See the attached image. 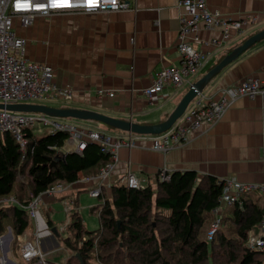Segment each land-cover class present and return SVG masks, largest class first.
I'll return each mask as SVG.
<instances>
[{
    "label": "crops",
    "instance_id": "0c3cea01",
    "mask_svg": "<svg viewBox=\"0 0 264 264\" xmlns=\"http://www.w3.org/2000/svg\"><path fill=\"white\" fill-rule=\"evenodd\" d=\"M125 1L129 8L118 12L57 14L39 18L26 29L16 19L17 35L28 41L27 60L50 65L54 70V83L72 89L70 98L45 100L50 102L48 107L91 110L141 125H157L168 119L190 90L187 86L178 91L168 88L164 94L169 97L158 103H152L142 93L152 85L158 72L181 66L178 38L182 0ZM206 1L211 11L221 13L226 20L250 19L251 23L242 31L230 28L228 33L222 28L200 26L196 34L198 41L195 42V36L191 39L209 57L206 66L193 78L194 84L245 40L264 30V0ZM250 76L264 78V39L215 77L204 89V94L218 99L221 91ZM80 123L84 127L97 126L116 138L125 135L117 129L118 132L112 133L109 126L102 127L101 123ZM70 149L65 144L61 151L72 152ZM129 170L153 185L162 171H195L199 177L210 176L218 181L233 179L244 184H264V98L237 100L218 124L190 132L186 146L168 153L155 152L151 142H143L132 150H120L119 161L106 184L119 183ZM96 186L93 181H79L61 197L44 198L42 219L56 228L50 217L52 204L67 203L74 196L78 203L81 192ZM107 195L111 196L110 190ZM223 212L230 214L232 207H225ZM30 222L28 236L31 239L36 222ZM56 237L43 240L45 252L57 245ZM3 260L8 261L6 253Z\"/></svg>",
    "mask_w": 264,
    "mask_h": 264
},
{
    "label": "trees",
    "instance_id": "16d2710c",
    "mask_svg": "<svg viewBox=\"0 0 264 264\" xmlns=\"http://www.w3.org/2000/svg\"><path fill=\"white\" fill-rule=\"evenodd\" d=\"M27 137L25 155L12 136L0 138V199L15 196L21 205L0 207V236L8 227L15 237L28 231L31 219L25 208L31 195L60 182L73 184L95 176L111 161L97 143H88L82 154L62 152L67 132L38 135L28 130ZM110 191L111 196L104 191L99 198L103 204L93 208L101 221L98 232H87L79 211L71 210L70 236L64 243L75 254L66 264H227L226 258L230 264H264V254L246 245L264 215L260 197L236 203L210 243L206 236L222 181L199 177L195 171H175L143 190L115 184ZM225 229L235 235L228 236Z\"/></svg>",
    "mask_w": 264,
    "mask_h": 264
},
{
    "label": "built area",
    "instance_id": "2783aa9c",
    "mask_svg": "<svg viewBox=\"0 0 264 264\" xmlns=\"http://www.w3.org/2000/svg\"><path fill=\"white\" fill-rule=\"evenodd\" d=\"M180 7L183 9L178 38L181 66L161 70L153 79L152 85L142 92L152 103H158L162 98L167 99L169 95H165L164 91L168 88L178 91L186 86L189 89L194 86L193 78L206 66L209 57L207 53L200 51L191 39V36L196 37L200 26L207 29L222 28L228 33L230 28L242 31L245 25L251 23L250 19L226 20L221 13L211 11L206 0H182ZM127 8L129 3L125 0H94L91 4L89 0H67L66 5L65 0H0V104H31L29 102L45 101L51 97L66 99L73 95L72 89L58 87L54 83V70L50 65L27 60L28 41L25 37L17 35L16 19L21 20L20 26L26 29L38 18H50L57 14H96L118 12ZM197 41L196 37L195 42ZM101 93L105 95L106 92ZM106 95L115 96L114 93H106ZM258 97L264 98V78L250 76L221 91L218 99L210 98L202 92L173 127L162 134L140 135L123 132L125 135L118 138L110 133H104L97 126L84 127L77 120L60 121L42 113H20L0 109V138L5 135L12 136L24 155L28 145L27 131H33L35 125L49 128L51 132H67L69 137L65 144L72 152L78 154L85 151L88 143L99 144L103 151L111 156V161L94 177L80 180L96 182L97 186L88 192L92 198L99 199L104 191L107 193V190L114 185L106 183L119 161L120 150L124 148L132 150L141 146L143 142H151L152 149L160 153H168L184 147L190 141V132L218 124L237 100L241 98L254 100ZM165 175V171L160 172L158 180H163ZM117 184H125L129 189L143 190L152 183L129 170ZM222 185L223 192L219 198V205L212 212L215 218L206 236L210 243L221 226L225 207H233L236 203H241L243 198L253 196L254 192H259L264 202V184H244L231 179L222 181ZM71 187L72 184L60 182L38 196L31 195V202L25 209L30 219L36 222L35 238L27 239L25 234L12 238L13 234L10 233L11 238L16 239L19 246L15 264H53L43 248V240L55 235L45 219H42L41 210L45 207L44 198L61 197ZM9 205L21 206L15 196L0 199V207ZM71 210H66L68 216ZM258 228V232H251L248 235L247 246L252 251L264 254V215ZM55 229L58 233L66 234L68 226H62L60 230L57 227ZM9 232H12L11 227L0 236V251L3 256L6 253L8 260L14 252L10 250V242H2V240ZM8 254L11 256L8 257ZM0 259L4 264L7 262L2 256Z\"/></svg>",
    "mask_w": 264,
    "mask_h": 264
},
{
    "label": "water",
    "instance_id": "95a60500",
    "mask_svg": "<svg viewBox=\"0 0 264 264\" xmlns=\"http://www.w3.org/2000/svg\"><path fill=\"white\" fill-rule=\"evenodd\" d=\"M264 39V30L254 34L244 41L243 44L235 48L227 55L218 65H216L202 80L195 83L194 86L184 95L176 109L168 119L157 125H141L132 121L116 119L104 114L91 110L79 109H56L45 105L20 104V105H3L0 109L20 113H42L52 118L74 119L79 121H93L104 124L111 128L140 135H159L170 128L184 115L189 105L202 93L210 82L217 77L226 67L240 58L246 51ZM54 235H58L57 230L53 229ZM12 237V234H10ZM1 257V253H0ZM8 263H12L10 260ZM82 262V261H81Z\"/></svg>",
    "mask_w": 264,
    "mask_h": 264
},
{
    "label": "rangeland",
    "instance_id": "374dc122",
    "mask_svg": "<svg viewBox=\"0 0 264 264\" xmlns=\"http://www.w3.org/2000/svg\"><path fill=\"white\" fill-rule=\"evenodd\" d=\"M19 21H20V24H21V20H19ZM36 21H37V19H36ZM29 103L35 104V105L45 104L47 106H51L50 102L41 101V100L32 101V102H29ZM59 120L63 121V119H59ZM89 123L97 124V125L99 124V123L93 122V121H89ZM100 126L105 127L104 124H101ZM107 128H109L108 130L112 131V133L118 132L114 128H110V127H107ZM33 131L37 132L38 135H44V134H47L48 132H51V130L49 128L43 127L41 125L33 126ZM253 196L260 197V194H259V192H254ZM71 203H72V205H71ZM101 204H103L101 199L92 198L90 196L89 192H87V191L86 192H81L80 193V198L78 200V203L76 202V198L74 196V198H72V200H70L67 203H59L58 202V203L52 204V206L50 208V210L52 211L50 213V217H51V220L53 221V223L55 224V226L59 228V230H60V228L62 226H66L67 227L70 224V215L68 216V213H67L66 209L71 207V209L79 211V213H80V215L82 217V221H83L84 227H85L87 232H89V233L98 232L101 229V221H100V217H99V212L98 211H93V208L94 207H98ZM42 213H43V210H41V215H43ZM227 214H228L227 212H223V215H227ZM47 225H48V223H47ZM49 227L53 228V229L55 228L54 226L53 227L49 226ZM222 228H225V226L222 227ZM29 229L31 230V226L29 227ZM204 229L205 230H204L203 234H201V238H205V236H206L205 232L208 230V227H205ZM32 231H33L34 234H33V236L31 234V236H32L31 240L35 238L36 228H34V230L32 229ZM6 232H7V230H6ZM225 232H226V234L228 236L235 235V234L232 233V231H230V229L226 230ZM10 233L13 234L12 238H15L13 229H12V232H9V234ZM29 234H30V231H28V233H27V238L28 239H30V236H28ZM68 235L70 236V234H68V231H67L66 234H61L59 232L58 235H56L57 237H56V241H55L57 245L53 246L52 249H48L46 251L48 259L53 264H66V262L68 261L69 257L72 256L73 254H75L74 252H72L69 249H67V247L65 246L64 239ZM12 238H10V240H9V242H10L9 246H10V250H12L14 252L13 255H15V257L11 256L10 255L11 253L8 254L9 255L8 257L11 256L10 260L12 261V263L15 264V262L17 261V259H16L17 252H18L17 250L19 248H18L17 240L16 239H12ZM72 238H73V235H72ZM246 245H247V242H246ZM1 256L3 257L2 252H1ZM225 260H226L227 264H230L229 263V259L226 258ZM0 264H2L1 259H0ZM7 264H10V263H7ZM95 264H97V263L95 262ZM211 264H213V261H212Z\"/></svg>",
    "mask_w": 264,
    "mask_h": 264
},
{
    "label": "bare ground",
    "instance_id": "6f19581e",
    "mask_svg": "<svg viewBox=\"0 0 264 264\" xmlns=\"http://www.w3.org/2000/svg\"><path fill=\"white\" fill-rule=\"evenodd\" d=\"M7 238H11V236H10V235H7V237L4 238V239L2 240V242H4ZM3 258H4V256H3ZM2 262H3V261H2ZM2 264H4V263H2Z\"/></svg>",
    "mask_w": 264,
    "mask_h": 264
},
{
    "label": "snow or ice",
    "instance_id": "6c2138e0",
    "mask_svg": "<svg viewBox=\"0 0 264 264\" xmlns=\"http://www.w3.org/2000/svg\"><path fill=\"white\" fill-rule=\"evenodd\" d=\"M66 2H67V0H65V5H66ZM93 2H94V0H89L90 4L93 3ZM58 6H64V5H58Z\"/></svg>",
    "mask_w": 264,
    "mask_h": 264
}]
</instances>
